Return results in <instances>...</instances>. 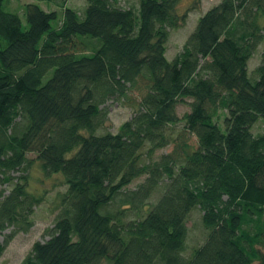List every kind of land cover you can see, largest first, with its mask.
Masks as SVG:
<instances>
[{
  "label": "trees",
  "instance_id": "16d2710c",
  "mask_svg": "<svg viewBox=\"0 0 264 264\" xmlns=\"http://www.w3.org/2000/svg\"><path fill=\"white\" fill-rule=\"evenodd\" d=\"M7 1L0 185L12 189L0 191V257L49 192L31 189L37 164L65 190L47 240L21 264H264V135L251 132L264 122V0H219L173 59L167 44L188 14L181 0H85L82 12L60 3L61 13L34 0L25 22ZM110 101L133 111L116 133L106 129ZM182 104L190 110L179 118ZM17 171L26 175L13 182ZM195 209L207 235L186 256Z\"/></svg>",
  "mask_w": 264,
  "mask_h": 264
},
{
  "label": "rangeland",
  "instance_id": "374dc122",
  "mask_svg": "<svg viewBox=\"0 0 264 264\" xmlns=\"http://www.w3.org/2000/svg\"><path fill=\"white\" fill-rule=\"evenodd\" d=\"M138 1L139 0H119V5L121 7H129L132 4L137 6ZM32 2H34V0H9L7 1L6 6L9 11L18 13L22 21L25 22L23 13L21 14V12L26 4ZM217 2H219V0H198L197 4H194L195 0L180 1L178 6V12L183 13L187 11V21L185 26H183L180 30L171 32L172 35L167 44V57L169 59H173L182 51L183 43L187 38L188 34L194 29L198 18L205 11L214 6ZM60 3L65 4V6L73 8L79 12H82L85 7V0H53L50 3L43 1L39 2L38 5L41 6V8L47 12L57 11L58 13H61L62 9L59 7ZM193 5H196L197 8H192ZM260 48L262 49V47ZM261 49L257 50V52L249 61L248 67L252 72L255 67L259 64ZM133 95L136 94L133 93L132 96ZM135 97H138V95ZM107 110L109 113V120L106 123V129L108 132L111 133H116L118 131L119 126L123 122L128 120L133 114L132 109L126 105V102L122 101H110L107 104ZM189 110L190 109L188 104L178 105L176 108V114L179 118H182V116L185 113L189 112ZM223 114L224 113L221 112L219 122H222L224 117ZM182 124L183 123H179L177 127L181 126ZM251 132L253 135H264V122L260 120L256 124H254L251 128ZM192 141L194 142L195 139L192 138ZM172 149L173 144L169 145L168 147L162 150L157 151L153 156V160H158L162 154L169 153ZM35 157V154L28 155L29 159H34ZM32 169L33 170L31 174H33V177L31 178V189L49 192L45 197V201L39 206L33 208L32 227L29 229V231L27 233L18 232L17 234L13 235L11 240L5 245V249L0 257V264H21L22 260L29 253L33 243L36 241L43 242L47 240V231L53 227L55 217L57 215V202L55 201V197L58 192H64V180L59 174L46 176L39 170L37 164H34ZM10 175L14 178L13 182H16L17 179L20 180L21 177L26 174H23L21 171H17L10 173ZM143 181V177L134 180L125 189V191L135 189ZM11 189L12 184L0 185V191H3V196H7ZM2 199L3 198H0V201ZM114 207L115 206L113 205V208ZM186 226L188 231L185 240V254L186 256H189L193 249L198 248L204 243L207 235V231L202 226L201 213L198 209H195L190 213V216L186 221ZM12 230V228H9L4 232V234L10 235ZM0 243L4 244L3 237H0ZM262 251L264 252V248L262 249Z\"/></svg>",
  "mask_w": 264,
  "mask_h": 264
},
{
  "label": "bare ground",
  "instance_id": "6f19581e",
  "mask_svg": "<svg viewBox=\"0 0 264 264\" xmlns=\"http://www.w3.org/2000/svg\"><path fill=\"white\" fill-rule=\"evenodd\" d=\"M43 180V179H42ZM65 180V179H64ZM55 184V183H54ZM36 185H37V183H36ZM58 185V184H57Z\"/></svg>",
  "mask_w": 264,
  "mask_h": 264
}]
</instances>
